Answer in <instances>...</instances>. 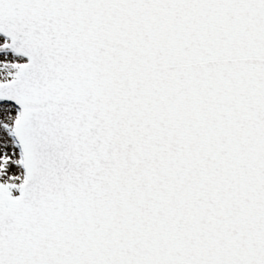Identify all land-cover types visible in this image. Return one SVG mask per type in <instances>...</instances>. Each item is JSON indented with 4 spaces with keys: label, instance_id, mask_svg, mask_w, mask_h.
I'll return each instance as SVG.
<instances>
[{
    "label": "snow or ice",
    "instance_id": "snow-or-ice-1",
    "mask_svg": "<svg viewBox=\"0 0 264 264\" xmlns=\"http://www.w3.org/2000/svg\"><path fill=\"white\" fill-rule=\"evenodd\" d=\"M0 264H264V0H0Z\"/></svg>",
    "mask_w": 264,
    "mask_h": 264
}]
</instances>
